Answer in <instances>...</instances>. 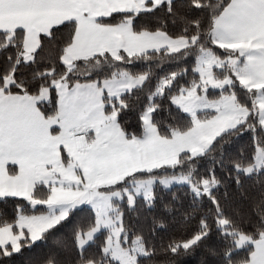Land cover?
Here are the masks:
<instances>
[{
  "label": "trees",
  "instance_id": "trees-1",
  "mask_svg": "<svg viewBox=\"0 0 264 264\" xmlns=\"http://www.w3.org/2000/svg\"><path fill=\"white\" fill-rule=\"evenodd\" d=\"M230 1L171 0L136 14L117 12L99 18L96 22L105 26L128 20L133 33L160 32L172 39L184 38L189 45L173 52L165 48L140 54L123 50L115 54L105 52L77 60L71 67L65 66L63 55L73 40L74 21L54 25L41 34L30 59L22 57L21 28L0 31V89L33 99L46 90L47 100L37 101L36 106L48 120L57 112V93L53 86L57 80L71 86L107 78L120 71L144 74L142 85L123 94L119 104L115 103L122 130L129 137H139L142 112L149 105L158 81L174 75L164 93L152 100L151 122L163 135L172 130H185L189 117L170 98L197 79L192 67L200 51L212 50L221 59L230 56L228 49L212 40L214 21ZM232 92L238 104L248 110L244 122L216 137L202 155L190 157L183 153L173 167L140 174H183L194 182L213 179L216 185L209 193L196 195L187 185L155 187L150 205L141 197L131 207L122 203L123 229L128 239L138 238L146 252L138 257L136 264H244L249 260L254 242L264 235V166L250 174L243 171L253 163L257 148L264 152V128L251 110L252 91L235 83ZM105 109L109 111L110 106L106 105ZM55 132L56 128L51 127V133ZM61 158L66 162L63 150ZM48 194L49 187L37 184L31 198L43 202ZM45 210L42 205L33 207L29 199L0 196V227L10 226L18 233L19 216L36 215ZM93 217L91 209L84 206L70 212L36 242H31L23 232L16 252L11 246L0 248V264H117L103 254L104 232L78 249L77 235L89 230ZM241 235L249 241L237 248L235 241Z\"/></svg>",
  "mask_w": 264,
  "mask_h": 264
},
{
  "label": "rangeland",
  "instance_id": "rangeland-1",
  "mask_svg": "<svg viewBox=\"0 0 264 264\" xmlns=\"http://www.w3.org/2000/svg\"><path fill=\"white\" fill-rule=\"evenodd\" d=\"M12 1H20L21 5L26 3V0H0V3L11 5ZM156 36L157 39L152 41L154 50L165 48L173 52L189 45L184 38L172 39L160 32ZM107 38L103 39V46L109 49L118 43L116 37ZM99 47V44L89 41L88 58L110 52H101ZM231 54L224 62L209 49H203L196 55L192 70L197 79L170 98L171 103L189 117V126L185 130H172L165 135L151 122L152 100L164 93L174 75L158 81L149 105L142 112V132L139 137H129L122 130L117 122L115 103L119 104V98L126 92L141 86L146 77L144 74L120 71L107 78L89 81V87L73 84V105L84 107L72 114L69 112V100L65 96L68 85L57 80L53 84L56 93H61L57 118L64 123L58 137L68 147V158L59 167H52L46 172L43 185L49 187L47 199L39 202L29 198L33 207L42 205L46 209L37 217H25L30 231L27 235L29 240L38 241L46 230L67 218L76 209L73 202L75 198L78 200L85 191H96L89 201L94 223L89 230L77 235L78 249L104 232L103 254L115 263L136 264L138 257L146 255L139 239H128L123 229L122 203L131 207L141 197L150 205L155 187L167 189L174 185H187L196 195L208 194L216 183L213 179L194 182L189 175L183 174H140L173 167L183 153H188L190 157L202 155L216 137L244 122L248 110L236 101L232 92L235 83L240 88L252 91L251 110L260 123V90L246 87V70L241 60L231 63ZM69 56L64 62L68 63ZM225 89L230 92H225ZM216 91L219 95L214 96ZM85 92L89 93L88 102H85ZM46 93V90L42 91L36 99L46 101ZM106 105L110 106L109 111H106ZM75 133L80 138L72 141L70 136ZM263 166L264 152L257 148L253 163L243 171L250 174ZM248 241L247 237L241 235L235 241L236 247L241 248ZM17 250L18 247L13 248V252Z\"/></svg>",
  "mask_w": 264,
  "mask_h": 264
},
{
  "label": "crops",
  "instance_id": "crops-1",
  "mask_svg": "<svg viewBox=\"0 0 264 264\" xmlns=\"http://www.w3.org/2000/svg\"><path fill=\"white\" fill-rule=\"evenodd\" d=\"M169 1L171 0H26L22 5L20 1H12L11 5L0 3V31L12 32L21 28L24 34L22 57L30 59L37 49L41 34L47 33L54 25L74 21L76 28L73 41L63 55L64 64V59L70 55L65 66L71 67L75 61L88 58L89 41L99 44V51L110 50L109 53L112 54L118 50L128 54L154 50L152 41L157 39L159 32L133 33L128 20L115 26L101 25L96 21L117 12L136 14ZM110 36L116 37L118 43L109 49L103 46V39ZM212 40L217 46L232 53V64L241 60L247 74L246 87L260 90L258 104L260 123L264 128V0H231L214 21ZM62 84L67 86L63 81ZM79 84L81 87H89V81ZM74 87L67 86L68 93L65 94L71 114L84 107L73 105ZM44 95L48 96V92ZM84 95L87 99L85 102H88L89 93L85 92ZM60 99L61 93L58 92L57 112L47 120L36 106L37 99L23 94L4 93L0 89L1 197L31 198L33 187L44 183L46 172L63 164L61 150L68 158V147L58 137L64 126L57 118ZM51 127L56 128L54 134L51 133ZM78 135L72 134V141L79 139ZM78 200H73L76 208ZM90 200L91 197L86 205L88 207ZM36 215L19 216L18 233L10 226L0 227V248L19 247L23 232L27 235L30 232L25 217H37ZM244 264H264V235L254 242L249 260Z\"/></svg>",
  "mask_w": 264,
  "mask_h": 264
},
{
  "label": "water",
  "instance_id": "water-1",
  "mask_svg": "<svg viewBox=\"0 0 264 264\" xmlns=\"http://www.w3.org/2000/svg\"><path fill=\"white\" fill-rule=\"evenodd\" d=\"M96 194V191H85L78 200L77 209H82L88 202L91 195Z\"/></svg>",
  "mask_w": 264,
  "mask_h": 264
}]
</instances>
